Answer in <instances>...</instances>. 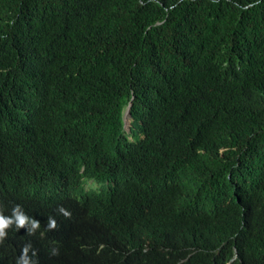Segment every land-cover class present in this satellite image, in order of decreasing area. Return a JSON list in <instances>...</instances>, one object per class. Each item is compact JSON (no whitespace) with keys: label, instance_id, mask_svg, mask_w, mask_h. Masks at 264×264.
I'll return each mask as SVG.
<instances>
[{"label":"trees","instance_id":"trees-1","mask_svg":"<svg viewBox=\"0 0 264 264\" xmlns=\"http://www.w3.org/2000/svg\"><path fill=\"white\" fill-rule=\"evenodd\" d=\"M0 218V264H264V0H0Z\"/></svg>","mask_w":264,"mask_h":264},{"label":"clouds","instance_id":"clouds-1","mask_svg":"<svg viewBox=\"0 0 264 264\" xmlns=\"http://www.w3.org/2000/svg\"><path fill=\"white\" fill-rule=\"evenodd\" d=\"M132 103V102H131ZM131 108V107H130ZM127 110V109H126ZM129 112H130V109H129ZM126 113V111H125ZM125 113L123 115V119H124V116H125ZM131 115V114H130ZM124 121V120H123ZM127 121H129V128L128 130L126 129L125 127V124H124V130L127 132V133H130L131 131V121L132 119H128ZM109 185V181H101V182H88V185L85 187V190L86 191H89L90 193H97L103 189H106ZM4 223L3 219L0 218V225H2ZM25 223V219L24 218H21L19 220V226H23ZM38 223V222H37ZM54 226V225H53ZM231 264V263H230Z\"/></svg>","mask_w":264,"mask_h":264},{"label":"water","instance_id":"water-1","mask_svg":"<svg viewBox=\"0 0 264 264\" xmlns=\"http://www.w3.org/2000/svg\"><path fill=\"white\" fill-rule=\"evenodd\" d=\"M130 107H131V104L128 106L126 113H125V116H124V124H125V127L127 130L129 128V121H127V120L131 118V115L129 112Z\"/></svg>","mask_w":264,"mask_h":264}]
</instances>
